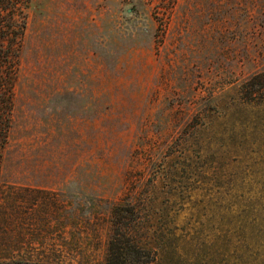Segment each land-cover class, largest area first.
Returning a JSON list of instances; mask_svg holds the SVG:
<instances>
[{
	"label": "rangeland",
	"instance_id": "1",
	"mask_svg": "<svg viewBox=\"0 0 264 264\" xmlns=\"http://www.w3.org/2000/svg\"><path fill=\"white\" fill-rule=\"evenodd\" d=\"M27 14L0 253L107 264L124 206L141 248L111 264H264V89L249 85L264 0H32Z\"/></svg>",
	"mask_w": 264,
	"mask_h": 264
},
{
	"label": "trees",
	"instance_id": "2",
	"mask_svg": "<svg viewBox=\"0 0 264 264\" xmlns=\"http://www.w3.org/2000/svg\"><path fill=\"white\" fill-rule=\"evenodd\" d=\"M32 0H0V175L3 155L8 147L13 125L14 91L18 80L19 63L28 28V14ZM250 83L251 90L264 89V73ZM258 90V91H257ZM133 209L119 206L114 211L107 264L125 252L141 248L133 234L136 223L130 221ZM125 251V252H124ZM0 264H65L63 260L47 255L43 259L18 261L9 254L0 253Z\"/></svg>",
	"mask_w": 264,
	"mask_h": 264
}]
</instances>
